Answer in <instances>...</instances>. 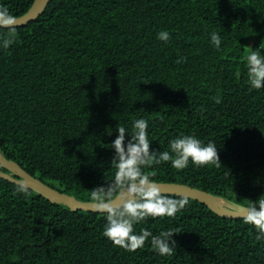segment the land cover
Returning <instances> with one entry per match:
<instances>
[{
  "label": "trees",
  "instance_id": "trees-1",
  "mask_svg": "<svg viewBox=\"0 0 264 264\" xmlns=\"http://www.w3.org/2000/svg\"><path fill=\"white\" fill-rule=\"evenodd\" d=\"M33 2L0 6L20 16ZM17 27L10 47L0 49L6 158L90 201L92 189L114 176L117 125L131 130L144 117L152 149L194 134L214 141L221 159L184 169L153 164L144 170L154 180L244 205L264 194V88L250 87L244 61L264 28V0H50L37 19ZM162 29L168 41L157 38ZM213 31L221 35L219 49L210 42ZM16 186L0 177V264H264V242L252 225L196 199L187 197L173 217L134 226L180 231L177 250L162 256L150 241L135 251L115 245L103 234V213L75 211Z\"/></svg>",
  "mask_w": 264,
  "mask_h": 264
},
{
  "label": "clouds",
  "instance_id": "clouds-1",
  "mask_svg": "<svg viewBox=\"0 0 264 264\" xmlns=\"http://www.w3.org/2000/svg\"><path fill=\"white\" fill-rule=\"evenodd\" d=\"M17 18L7 7L0 6V49H8L13 43V33L17 31ZM170 32L162 29L157 38L168 41ZM210 42L216 48L221 47V35L210 33ZM264 42V40H262ZM259 47L249 46L252 50L244 57L247 81L251 88H264V43ZM186 57H179L181 63ZM217 103L220 97H215ZM149 121L140 117L131 123V130L119 123L116 131L119 135L111 141L114 149L111 167L114 176L106 185L92 189L90 204L96 211L105 215L103 234L115 245L135 251L150 241L152 249L162 256H169L177 250L174 234L178 229L168 228L154 234L144 228L139 232L134 226L146 217H173L187 204V197L174 198L162 193L161 185L144 169L153 164L170 161L172 167L184 169L189 163L195 166L216 164L221 159L214 141L205 143L194 134H181L169 140L167 149H152L149 139ZM126 133L128 136L126 137ZM16 192L27 194L29 186L24 181L17 183ZM122 201L118 203L117 201ZM244 221L256 229L255 239L264 242V194L256 200H250Z\"/></svg>",
  "mask_w": 264,
  "mask_h": 264
},
{
  "label": "water",
  "instance_id": "water-1",
  "mask_svg": "<svg viewBox=\"0 0 264 264\" xmlns=\"http://www.w3.org/2000/svg\"><path fill=\"white\" fill-rule=\"evenodd\" d=\"M49 1L50 0H34L26 13L20 16H16L17 26H24L29 22L37 19L44 12ZM2 167L6 168L8 171L2 170ZM0 177L15 183L24 181L29 186V188L34 190L36 193L53 202L64 203L75 211L84 210L102 213L93 209L90 201L79 200L74 195L68 194L55 187L50 186L38 177L26 171L15 160L6 158L1 152ZM157 182L161 185L163 194H175L199 200L205 203L212 211L220 216L235 219L244 218L247 213V205L231 202H229V204L219 203V200L222 198L217 197L206 190L177 182ZM117 202L122 203V201L119 200Z\"/></svg>",
  "mask_w": 264,
  "mask_h": 264
},
{
  "label": "rangeland",
  "instance_id": "rangeland-1",
  "mask_svg": "<svg viewBox=\"0 0 264 264\" xmlns=\"http://www.w3.org/2000/svg\"><path fill=\"white\" fill-rule=\"evenodd\" d=\"M262 40H264V28L261 29L253 38V40L251 41L250 45L249 46H252V47H259ZM264 43V42H262ZM252 49L250 47H248V50H247V53L250 52ZM247 55V54H246ZM223 201L225 202V204H229L228 201L224 200Z\"/></svg>",
  "mask_w": 264,
  "mask_h": 264
},
{
  "label": "bare ground",
  "instance_id": "bare-ground-1",
  "mask_svg": "<svg viewBox=\"0 0 264 264\" xmlns=\"http://www.w3.org/2000/svg\"><path fill=\"white\" fill-rule=\"evenodd\" d=\"M219 203L225 204V202L223 201V199L219 200Z\"/></svg>",
  "mask_w": 264,
  "mask_h": 264
}]
</instances>
